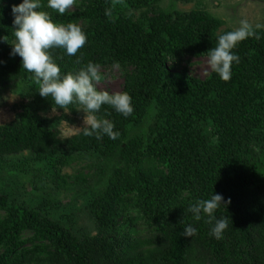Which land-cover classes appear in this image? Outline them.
I'll use <instances>...</instances> for the list:
<instances>
[{"label": "trees", "instance_id": "obj_1", "mask_svg": "<svg viewBox=\"0 0 264 264\" xmlns=\"http://www.w3.org/2000/svg\"><path fill=\"white\" fill-rule=\"evenodd\" d=\"M7 1L0 0L3 41L15 40ZM79 1L81 11L52 17L85 24L87 42L74 56L52 49L53 58L62 74L89 62L129 67L120 92L131 95L134 113L124 117L107 105L97 113L115 123L116 140L82 130L61 138L51 120L25 108L0 125V171L9 172L14 158L28 153L24 169L32 176V170L41 172L40 181L54 175L60 187L57 168L90 154L101 173L102 161L117 152L128 127L151 104L158 105V134L146 147L166 171L138 168L131 176L124 167L112 168L103 188L95 184L88 192L77 180L72 189L84 201H71L65 213L47 194L36 205L20 200L9 188L17 183L8 180L0 186V264H264V30L253 28L259 39L234 49L240 61L230 80L213 72L199 80L172 73L169 64L183 56L208 57L216 37L232 31L217 34L214 18L197 12L173 20L153 8L158 0ZM143 6L154 15L134 20V9ZM10 52L0 51V91L35 80ZM136 145L122 147V156ZM213 192L230 199L215 212L229 221L221 239L210 234L206 216L197 221L188 210ZM81 213L92 231L80 223ZM187 224L198 230L192 237L184 236Z\"/></svg>", "mask_w": 264, "mask_h": 264}, {"label": "rangeland", "instance_id": "obj_2", "mask_svg": "<svg viewBox=\"0 0 264 264\" xmlns=\"http://www.w3.org/2000/svg\"><path fill=\"white\" fill-rule=\"evenodd\" d=\"M140 0H130L131 3L136 4ZM7 4L16 5L22 2V0H9ZM44 8L42 10L48 11L51 15L68 16L83 9V4L76 0L74 8L69 10L63 15L57 14L54 10L46 7L47 0L42 2ZM134 6V5H133ZM153 8L160 10L161 14L171 15L172 19H177L178 15L185 16L189 14L205 13L206 15L214 18L217 23V34L225 29L235 30L240 26L241 21H247L252 28H261L264 30V0H158L154 3ZM148 10V11H147ZM178 13V14H177ZM153 11L148 6H143L133 11L134 20L139 18L147 19L151 17ZM57 23H62L59 20ZM69 23V22H68ZM83 30L86 29V25L77 21ZM67 24V23H64ZM10 41H3L0 39V51L5 49L11 50L12 45ZM7 47V48H6ZM171 64V65H170ZM169 70L172 73L188 75L195 77L199 80L206 79L211 74V69L208 64V57H193L183 56L180 57L176 63H170ZM99 72L101 73V80L96 82L98 90H106L109 93L120 92L123 87L124 76L129 71V67L122 68L117 65L99 66ZM38 84L33 79H27L25 84H21L18 88H10L0 91V125L12 122L17 114H19L25 108H32L41 118L51 120V123L56 126L60 131V137L65 138L80 132L85 124V113L83 109H80L79 104L69 105L68 108H60L55 105V102L51 97L45 98L39 95ZM157 114L158 105L151 104L147 106L143 117L137 122L128 127V134L122 140L120 148L117 152L102 161V172L96 173V160L92 158L90 154L84 158H79L71 161L69 164L60 166L57 168V177H59L60 187L55 185L52 180L56 181L55 176L51 178L46 176L42 181L38 179L41 172H33L25 170L24 165L30 157L28 153H24V156L15 157L18 160L17 164L12 167L9 172L0 171V186L1 184H8L9 181H14L16 187L11 182L10 189L13 193L20 197V200H25L36 205L40 202L44 195H48L49 198H53L55 201H59V209L62 213L70 210L68 205L71 201H76V206L82 205L83 198L72 189L75 181H81L80 185L84 186L81 189H85L87 192L96 189L95 184L98 187L106 183L108 177H110L112 168H125V175L131 173L134 174L135 170L142 168L145 170H161L166 171L159 160H154L153 155L148 150L149 143L154 137H157ZM132 142L137 145L133 150L127 152L122 156V150L124 146L127 148L131 146ZM36 169L37 166H32ZM124 175V176H125ZM41 178V179H42ZM58 179V178H57ZM63 180V183H60ZM85 181V182H84ZM37 182V191L33 188V183ZM85 184V185H84ZM40 199V200H39ZM70 208V209H69ZM0 216L3 217L4 213L0 211ZM123 216H126L125 214ZM85 214H79L80 223L84 226H88L90 231L93 228L88 224V220ZM29 233L23 234V238H27Z\"/></svg>", "mask_w": 264, "mask_h": 264}, {"label": "clouds", "instance_id": "obj_3", "mask_svg": "<svg viewBox=\"0 0 264 264\" xmlns=\"http://www.w3.org/2000/svg\"><path fill=\"white\" fill-rule=\"evenodd\" d=\"M75 4L76 0H47L46 7L63 15ZM44 7L42 0H22L12 6L15 40L11 43L10 55H18L24 69L34 74L40 96L51 97L55 105L63 109L74 103L81 106L85 113L83 135H95L97 139L106 135L109 139H118L120 132L115 130V123L97 113L107 105L124 117L131 116L134 113L131 95L126 91L109 93L98 90L96 82L101 80V73L93 62L74 73H61L51 50L62 48L69 56H74L86 44L87 33L77 23H57L48 11L42 10ZM250 37L259 39L247 21H241L235 30L219 34L215 46L207 50L211 71L224 81L230 80L233 63L240 61L234 49ZM228 203L230 199L225 200L222 194L213 192L210 199L197 200L189 205L188 210L197 221L206 216L208 223L212 224L210 234L221 239L229 228V221L227 217L216 218L215 212L221 205L227 207ZM197 231L196 227L187 224L184 236L192 237Z\"/></svg>", "mask_w": 264, "mask_h": 264}]
</instances>
